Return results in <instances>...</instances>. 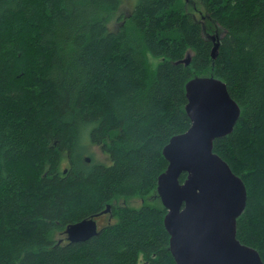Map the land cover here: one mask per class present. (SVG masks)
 I'll use <instances>...</instances> for the list:
<instances>
[{"label": "trees", "instance_id": "obj_1", "mask_svg": "<svg viewBox=\"0 0 264 264\" xmlns=\"http://www.w3.org/2000/svg\"><path fill=\"white\" fill-rule=\"evenodd\" d=\"M121 4L0 0V264H175L159 197L85 242L56 236L156 193L164 147L191 127L186 85L212 75L241 108L214 142L247 188L237 238L264 261V0H136L113 31ZM87 145L111 163H86Z\"/></svg>", "mask_w": 264, "mask_h": 264}, {"label": "water", "instance_id": "obj_2", "mask_svg": "<svg viewBox=\"0 0 264 264\" xmlns=\"http://www.w3.org/2000/svg\"><path fill=\"white\" fill-rule=\"evenodd\" d=\"M210 39L216 60L220 39L217 34ZM190 62L188 55L180 63L188 66ZM186 97L191 127L164 147L168 166L157 181V195L167 211L164 225L175 264H264L256 249L237 238V220L248 202L246 185L214 152V142L233 133L241 108L227 85L213 75L191 79ZM184 174L187 178L181 182ZM94 218L69 225L67 240L79 243L98 235Z\"/></svg>", "mask_w": 264, "mask_h": 264}, {"label": "rangeland", "instance_id": "obj_3", "mask_svg": "<svg viewBox=\"0 0 264 264\" xmlns=\"http://www.w3.org/2000/svg\"><path fill=\"white\" fill-rule=\"evenodd\" d=\"M121 8L120 11L118 12L117 16L114 18V20H112V22L110 23V29L115 31L121 23H123L125 20V17H127L128 15L131 14V12L133 11V8L136 4V0H121ZM191 6V4H190ZM149 61L151 62V66L152 69H156L157 65L159 63V60L154 58L152 55H149ZM85 155H84V159L85 158H89L91 163H96V164H106L109 165L111 163L110 158L108 157V155L105 153V151L103 150L102 146L99 145H87L85 147V151H84ZM86 163H88L86 161ZM88 163V164H91ZM158 201V195H157V189H156V193H152L151 195L143 198V197H133V198H126V199H120L117 201H114L113 204L115 206H127L130 208H136L139 209L141 208L143 205H147V204H154ZM125 202V203H124ZM115 220L112 221V223ZM57 240H61L64 238L66 239L67 236H63L58 234L56 236ZM141 264H143V262H141Z\"/></svg>", "mask_w": 264, "mask_h": 264}, {"label": "flooded vegetation", "instance_id": "obj_4", "mask_svg": "<svg viewBox=\"0 0 264 264\" xmlns=\"http://www.w3.org/2000/svg\"><path fill=\"white\" fill-rule=\"evenodd\" d=\"M88 163H91L88 162ZM108 206H109V209H108ZM118 206H115L113 203L111 205H107L105 210H103L100 214H97V215H93V216H90L89 218L87 219H90L92 217H95L94 220L97 222V225H98V231H101L104 227L108 226L110 223H112L113 220H115V217H114V213L116 211V208ZM105 212V213H103ZM103 213V214H102ZM67 240V238H66ZM68 241V240H67ZM69 242V241H68Z\"/></svg>", "mask_w": 264, "mask_h": 264}, {"label": "bare ground", "instance_id": "obj_5", "mask_svg": "<svg viewBox=\"0 0 264 264\" xmlns=\"http://www.w3.org/2000/svg\"><path fill=\"white\" fill-rule=\"evenodd\" d=\"M85 143V142H84ZM89 143V142H88ZM125 203V202H124Z\"/></svg>", "mask_w": 264, "mask_h": 264}]
</instances>
